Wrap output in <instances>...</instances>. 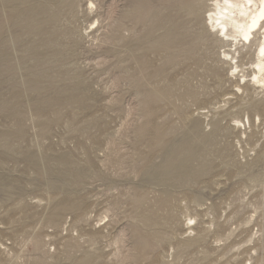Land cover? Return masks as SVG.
Instances as JSON below:
<instances>
[{"label":"rangeland","instance_id":"rangeland-1","mask_svg":"<svg viewBox=\"0 0 264 264\" xmlns=\"http://www.w3.org/2000/svg\"><path fill=\"white\" fill-rule=\"evenodd\" d=\"M212 4L0 0V264H264L261 35Z\"/></svg>","mask_w":264,"mask_h":264},{"label":"bare ground","instance_id":"bare-ground-1","mask_svg":"<svg viewBox=\"0 0 264 264\" xmlns=\"http://www.w3.org/2000/svg\"><path fill=\"white\" fill-rule=\"evenodd\" d=\"M212 3L204 20L208 29L216 31L218 38L229 41L236 48L238 45L251 46L256 34L261 35L256 43L252 82L264 88V0H212ZM224 56L234 61L230 51ZM239 67L233 64L231 70L236 72Z\"/></svg>","mask_w":264,"mask_h":264}]
</instances>
